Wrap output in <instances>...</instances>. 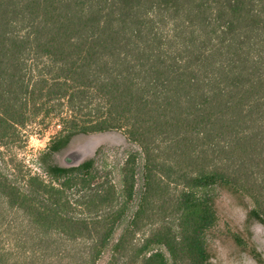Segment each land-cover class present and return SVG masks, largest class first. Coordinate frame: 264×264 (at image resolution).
<instances>
[{
    "label": "trees",
    "instance_id": "obj_1",
    "mask_svg": "<svg viewBox=\"0 0 264 264\" xmlns=\"http://www.w3.org/2000/svg\"><path fill=\"white\" fill-rule=\"evenodd\" d=\"M54 124L48 177L7 159ZM225 192L264 222V0H0V264H211Z\"/></svg>",
    "mask_w": 264,
    "mask_h": 264
},
{
    "label": "rangeland",
    "instance_id": "obj_2",
    "mask_svg": "<svg viewBox=\"0 0 264 264\" xmlns=\"http://www.w3.org/2000/svg\"><path fill=\"white\" fill-rule=\"evenodd\" d=\"M59 130L55 124L42 135L38 127L28 130L29 137L23 146L14 145L6 150L7 159L15 158L22 162L24 173L33 172L48 177L37 157L48 149L52 137ZM87 147L90 149L85 156L101 149L97 158L94 156L98 166L109 164L111 168L123 163L127 149H132L120 133L82 134L71 138L64 149L54 154L52 162L61 163L70 154ZM217 211L218 222L209 235L211 264H256L252 251L256 249L264 256V222L252 218L247 200L228 192L218 201Z\"/></svg>",
    "mask_w": 264,
    "mask_h": 264
},
{
    "label": "water",
    "instance_id": "obj_3",
    "mask_svg": "<svg viewBox=\"0 0 264 264\" xmlns=\"http://www.w3.org/2000/svg\"><path fill=\"white\" fill-rule=\"evenodd\" d=\"M89 149H90L89 147L83 148L80 152H74L70 154L69 156L66 157L65 163L68 165L77 164L81 160L83 155L89 152Z\"/></svg>",
    "mask_w": 264,
    "mask_h": 264
},
{
    "label": "flooded vegetation",
    "instance_id": "obj_4",
    "mask_svg": "<svg viewBox=\"0 0 264 264\" xmlns=\"http://www.w3.org/2000/svg\"><path fill=\"white\" fill-rule=\"evenodd\" d=\"M84 156H85V155H83V157H84ZM83 157H82V158H83ZM82 158H81V159H82ZM74 165H75V164H74Z\"/></svg>",
    "mask_w": 264,
    "mask_h": 264
}]
</instances>
